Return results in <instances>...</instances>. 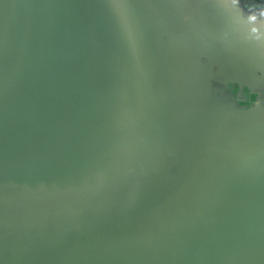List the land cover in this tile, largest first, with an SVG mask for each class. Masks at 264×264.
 <instances>
[{
    "label": "crops",
    "instance_id": "obj_1",
    "mask_svg": "<svg viewBox=\"0 0 264 264\" xmlns=\"http://www.w3.org/2000/svg\"><path fill=\"white\" fill-rule=\"evenodd\" d=\"M33 1L46 20L51 0ZM92 2L97 16L78 33L83 52L65 56L47 43L46 22L29 8L18 22L13 8L1 10L0 43L12 41L17 26L27 38V45L6 54L5 84L33 103L42 126L23 167L29 184L19 196L12 230L3 223L15 210H7L9 158L1 159L0 264H263L219 255L228 245L204 259L177 256L167 262L170 245L149 244L144 257V244L125 237L145 238V230L133 232L142 204L151 207L143 221L153 226L159 220V233L164 231L173 209L159 204L161 195L170 191L180 201L188 190L182 184L227 171L223 158L234 165L232 172H242L243 203L257 205L258 212L252 207L250 214L264 215V0H128L127 9L114 8L112 0ZM122 17L131 20L135 48ZM33 45L38 51L31 54ZM1 105L13 108L0 84ZM121 155L138 161L141 172L153 165L178 185L164 181L171 188L162 194L159 183L144 191L141 185L137 199L125 190L126 199L119 191ZM128 202L136 203L124 219ZM89 226L111 235L112 243L90 240L83 231Z\"/></svg>",
    "mask_w": 264,
    "mask_h": 264
},
{
    "label": "water",
    "instance_id": "obj_2",
    "mask_svg": "<svg viewBox=\"0 0 264 264\" xmlns=\"http://www.w3.org/2000/svg\"><path fill=\"white\" fill-rule=\"evenodd\" d=\"M27 1L28 0H0V19L2 18L1 10L3 8H13V19H15L16 22H18V16L23 17L28 14L24 11L29 8V12L37 16L40 22H46V41L52 45V48L55 49L57 54L65 56L71 54L70 52H73V54L83 52L82 50L84 47L81 44V36H79L78 33L82 32L81 24L92 23L94 22L93 16H97L92 0H51L48 5L46 20L42 17L38 4L36 3L35 6V2L31 0L28 5ZM45 8H47V6H45ZM39 21L37 22L39 23ZM19 22H21V20ZM17 27L14 28V31L11 33L12 41L0 43V77L2 76L0 84L3 89L9 92L11 106L13 107L10 111L5 106H0V163L2 158L4 159V163L6 162V157L9 158L6 178L9 184L7 210L11 213V211L15 209L10 218L6 215V219H4L3 222L4 226L10 230L15 229L17 226L16 213L19 210L17 208L19 206V196L25 191V186L27 187V184H29L26 174L22 173L23 167L27 163V154H29V150L33 147L35 131L39 130L42 126L40 123L41 119L36 117V109L32 106L33 103L23 95H21L19 99L15 86L13 84L6 85L5 79L3 78L5 71L7 73V68L4 66L6 54L12 48L18 50L19 47L27 45V43H25L27 39L26 36L18 35V30L22 31V29ZM34 30L35 28H32L30 33ZM92 31L97 33V27ZM71 32H73L72 35ZM20 36L22 37V41ZM73 39L74 43L71 44L70 41ZM43 44L42 41L39 43V49ZM29 51L31 54H34L38 51V47L34 45L33 47L30 46ZM45 53L46 56L49 55L48 51ZM46 61L49 62L48 59H46ZM69 81L71 82V79H69ZM61 87H64V85H61ZM31 95L34 101L33 93H31ZM61 133L62 132H59L58 135L60 136ZM128 158L127 155L118 157L122 163L121 169L118 168V171L122 183L126 188V192H128L127 195L131 194L133 199H137L138 196H140L139 194L142 193V190L139 189L141 185L140 180H143L141 176L146 173L138 170L136 166V162L138 161L134 159L130 161L131 159ZM233 159L235 163H240L242 155L235 156ZM130 162L133 163L130 164ZM134 162L136 164H134ZM221 162H223L227 171H221L217 174L213 173L210 177H207V175L203 173L202 176H198L195 180L191 181L190 185L189 183H186V185L182 184V187L188 189L184 191L185 195H181L182 206L177 208L176 202L171 205V209H176V214L178 215H175L173 212L170 213V225H166V229L164 231L162 229L161 233H159L160 227H157L156 224L153 223L152 226V224L143 221V216L151 210V207H148L146 204L139 205L140 208L138 212L140 213L136 215L137 220L134 222L136 226L134 225L133 232L137 231V233H139L145 230L143 234L145 238L140 240L136 234H131L126 236L125 240L129 243L144 244L145 248L142 247L144 248V257H148L149 251L151 250L150 245L157 244L159 248H163L164 245H170L171 248L168 251L169 255L165 256L166 258L163 259L167 262L180 256V254L181 259H199V257L202 256L204 259L209 254L213 253V251L211 252L210 250L216 249V247H223V245L231 247L230 250L227 251V249V252H225V250L223 252V249H218V254H227L233 261H240L243 259L255 260V257H260L264 253V215L259 217L256 213L250 214V212H252L251 208L253 207L256 210L257 205H246L243 203L241 194L242 187L240 185L242 183V172H232L230 168L232 166L234 167V165L230 162L225 163L224 158ZM206 166H211V163L208 162ZM224 166L223 168L225 169ZM112 167L114 168L113 165ZM114 173H118L116 168H114ZM236 174L240 176L239 179L236 178ZM190 189L191 194L189 197ZM72 193L79 197L83 195L82 191L77 189H74ZM162 193L163 192H161V194ZM122 195L126 199H131L130 196L127 198L125 193ZM199 198L203 199L202 202ZM135 203L131 204L128 202L126 204L123 210L125 214L124 219L128 215V212L133 210ZM198 208L205 213V218H202L201 215V219L196 220L200 224L196 232L193 235L184 234L177 236L178 226L181 227V224H187L198 219L197 214L194 213L195 209ZM196 228L197 227H195V229ZM83 231L86 235L90 233V240L97 239L103 245L105 243H112L111 235L110 237H105L102 231L100 232L94 228H90V226L86 232L85 230ZM115 232L120 234L121 231L117 230ZM120 235L123 236L122 233ZM182 244H190L196 246L200 250L191 251L190 248L181 250ZM139 254H142V252H139ZM156 255L160 257L162 251L159 253L157 252Z\"/></svg>",
    "mask_w": 264,
    "mask_h": 264
},
{
    "label": "rangeland",
    "instance_id": "obj_3",
    "mask_svg": "<svg viewBox=\"0 0 264 264\" xmlns=\"http://www.w3.org/2000/svg\"><path fill=\"white\" fill-rule=\"evenodd\" d=\"M97 1V0H96ZM22 25H23V27L24 28H26V26H27V22H23L22 23ZM199 150V149H198ZM202 154V153H201ZM203 155V154H202ZM127 157H129V155H127ZM185 158V157H184ZM183 159V158H182ZM181 159V160H182ZM144 160H147L146 159V155L145 156H143L142 157V159H141V162H143ZM182 162V161H181ZM146 168V167H145ZM138 169H139V167H138ZM201 169L203 170L204 169V167H201ZM144 171H146V174L147 175H145V174H143L142 176H141V179H143V180H140L141 181V185H143L144 187H142V189L143 190H145L146 189V185H150L152 188H154L153 187V182H155V184L156 183H159V185H157L158 187H159V192H165L166 191V189L167 188H171V187H165V185L163 184V182L164 181H167V184H169V183H171V185H172V187H174L173 186V184L175 185H178L177 184V180L176 179H174L173 178V176H169V175H166V174H163V173H156L157 171H154V166L153 165H151L150 167H148V168H146V169H144ZM149 171H154L153 173H150L149 174ZM174 171L176 172L177 171V168H175L174 169ZM168 174V173H167ZM165 184H166V182H165ZM140 185V186H141ZM140 189V188H139ZM125 190H126V188H125V186H122V188H120V190L119 191H121V193L122 194H124V192H125ZM121 194V195H122ZM123 196V195H122ZM128 196H130L131 197V194L130 195H128ZM162 197L159 199V204L160 205H162V204H165V205H169V204H171L172 205V203L171 202H174V200L177 198V196L176 195H174L172 192H170V191H167L166 192V194L165 195H161ZM131 199H133L132 197H131ZM200 199V198H199ZM202 198L200 199V201L202 202ZM176 207L177 208H180L182 205H181V200L179 201L178 199H176ZM170 205V206H171ZM155 212H154V216H153V220L156 218V217H158V214L160 213L159 212V207L158 208H156V209H153ZM172 212L175 214V215H178V214H176L177 212L176 211H173L172 210ZM194 213H196L197 214V216H198V219H195V220H193V222H190V223H187V224H181V227L180 226H178L177 227V236H180V235H184V234H187V235H193L195 232H196V230L198 229V227H199V223L196 221V220H199V219H201V215H202V218H205V213L203 212V211H201L200 210V208H198V209H195V211H194ZM150 215V214H149ZM155 217V218H154ZM159 223V220H157V221H155V223L154 224H158ZM195 227H197L196 229H195ZM190 250L191 251H193V250H200V249H198L196 246H193L192 248H190ZM205 256V255H204ZM259 258V259H258ZM255 260H257V261H264V253L260 256V257H255ZM263 264H264V262H263Z\"/></svg>",
    "mask_w": 264,
    "mask_h": 264
},
{
    "label": "snow or ice",
    "instance_id": "obj_4",
    "mask_svg": "<svg viewBox=\"0 0 264 264\" xmlns=\"http://www.w3.org/2000/svg\"><path fill=\"white\" fill-rule=\"evenodd\" d=\"M112 6L116 9H127V8H130L132 5L128 2V0H112ZM122 23L128 34L130 44L132 45L133 48H135L136 38H135V33L133 31L130 18L122 17Z\"/></svg>",
    "mask_w": 264,
    "mask_h": 264
},
{
    "label": "flooded vegetation",
    "instance_id": "obj_5",
    "mask_svg": "<svg viewBox=\"0 0 264 264\" xmlns=\"http://www.w3.org/2000/svg\"><path fill=\"white\" fill-rule=\"evenodd\" d=\"M145 241H147V240H145ZM186 242V241H185ZM143 247H144V245H143ZM193 246L192 245H190V244H188V245H184V244H182L181 245V250H186V249H184V248H187V249H189V248H192ZM180 257H181V254H180Z\"/></svg>",
    "mask_w": 264,
    "mask_h": 264
}]
</instances>
